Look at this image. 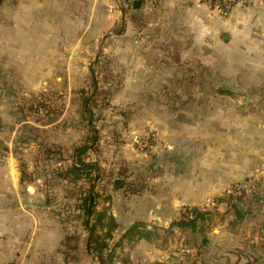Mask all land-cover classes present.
I'll return each instance as SVG.
<instances>
[{
	"label": "crops",
	"instance_id": "crops-1",
	"mask_svg": "<svg viewBox=\"0 0 264 264\" xmlns=\"http://www.w3.org/2000/svg\"><path fill=\"white\" fill-rule=\"evenodd\" d=\"M121 1L0 0V109L10 106L16 87L36 92L48 78L45 71L65 70L63 78L53 79L81 83L82 75L71 74L83 70L102 45L122 76L111 102L131 105L122 133L124 155L130 159L135 150L137 168L150 164L129 146L149 136L147 131L170 152L150 165L149 190L126 196L124 189L107 186L103 206L120 234L117 264H264V112L246 109L245 115L217 105L219 86L234 81L246 87V106L264 102V0L225 14L205 0H139L130 15ZM184 60L200 71L194 82L201 93L197 84L194 97L210 105L172 116L166 94L183 82L171 71ZM204 71L214 79H201ZM19 114L9 108L3 114L7 124L0 126V264H39L58 248L62 233L58 222L44 217L34 188L29 194L22 188L27 182H20L18 158L23 154L26 160L32 150L21 137L26 129L12 124L15 118L21 123ZM245 180L250 193L246 201H235L242 208L238 215L216 198ZM193 207L199 214L195 231L171 227ZM134 224L137 230L119 242Z\"/></svg>",
	"mask_w": 264,
	"mask_h": 264
},
{
	"label": "rangeland",
	"instance_id": "rangeland-1",
	"mask_svg": "<svg viewBox=\"0 0 264 264\" xmlns=\"http://www.w3.org/2000/svg\"><path fill=\"white\" fill-rule=\"evenodd\" d=\"M142 1L151 3V0ZM127 4L128 8L126 11L130 15L132 8L131 0ZM127 18L133 22L137 20L133 16ZM105 45L106 48L112 47V44L109 42ZM171 53L168 56L174 62L181 63L178 58L176 59L175 54ZM182 62L183 64H178V68L171 72L173 77H177L178 82L186 81V83L179 82L177 85L169 87V91L166 94L168 96V113L171 114L169 112L170 107L172 116L175 114L182 115V112L179 111L183 110H205L210 105L209 102H205L202 98L198 99L194 97L196 93L195 87L198 84L194 82V79L197 77L196 73L200 71L197 70L195 72L196 69L190 68L194 67V65L190 67L184 66L189 60ZM113 63H115L114 57L109 52L104 53L102 45H100L98 53L92 54L87 62L84 63V69L77 68L71 74L76 75L75 77L78 75L79 78L82 75L83 81L81 83L71 86L67 84V81L58 83L53 77L63 78L65 70H60L58 74L55 73L53 75H50V71H45V75L48 78L43 79L44 83L36 88L38 89L36 92H32L29 86L21 87V89H17V87L14 89L11 86V89H14L13 91L15 92L14 95H10L11 97L13 96V100L9 103L11 107L0 109V126L5 123L3 121V114L7 113L9 108L20 113L19 119L21 123H19L18 118H15L12 119V124L16 126L21 124L26 129L21 134V137L25 138L24 142L28 145L27 148L31 147L32 150L26 160L23 158V154L18 158V172L20 174V167L24 169V180L27 182L22 185V188L27 194H29L30 189L34 188L35 192L41 196L44 217L53 218L61 228L62 240L58 248L43 261H40L39 264H99V260L90 253L89 247L87 249L88 234L84 230L82 223L80 199L90 184L88 180L84 179L77 183H70L59 179L57 176L58 171L66 169L73 163L71 155L76 147L83 144L90 145L91 147L94 146L86 154L85 160L96 162L101 169L100 180L94 183L95 191L99 193V197L96 199L95 211L107 209L104 208L103 204L106 201L104 200V195L109 184H114L113 182L117 180V182L124 185L135 179L139 174L151 177L154 171H152L150 165L162 163V159L168 158V153H170L163 145L164 143L152 135L155 132L151 133L147 131L149 136L143 140L150 142L152 147H160L156 152H152L151 149L140 151L132 140H130L129 146L130 148L131 146H135V149L138 151L137 154L139 152L146 154L145 159L150 164L143 169H139L136 167V164H133L137 163L136 158H133L135 150L130 151L132 154L130 159L124 155L122 147L125 141L123 140L122 133L126 130L125 126L129 122L125 115L130 111L127 108L131 105L120 106L111 102L113 96L121 89L122 79L119 72L113 71ZM205 72L202 74L201 79H214L212 72ZM92 77L96 79L99 87L103 85L104 87H108L106 83H103L104 79H107L111 85V94L104 98V103L97 104L100 107L93 108V129L96 140L91 143L93 134L87 127L82 113L81 100L91 93L90 79ZM215 77L221 78L219 76ZM236 84L237 82L234 81L228 87L219 86L218 108H233L236 111H245V115L246 109H252L254 112H264V102L260 106H246V87ZM200 86L201 84L198 88L199 93H201ZM18 91L20 94H18ZM176 119L178 120V115ZM235 120L239 121L241 118L236 117ZM158 141L161 142V146L158 145ZM118 162H125L129 165L127 178H116ZM180 168L183 169V167ZM246 183V180L233 183L230 189L234 185L246 188ZM26 184H29V186H26ZM102 186L105 187L104 190L101 189ZM119 186L121 189L122 185ZM224 197L225 194L216 198V200ZM241 198L246 201V195ZM119 236V233L114 232L112 240L107 241L108 251H111L113 256L111 264H117L120 259L121 246L115 244ZM75 239H78L77 243ZM106 253L105 251L103 255H106Z\"/></svg>",
	"mask_w": 264,
	"mask_h": 264
},
{
	"label": "trees",
	"instance_id": "trees-1",
	"mask_svg": "<svg viewBox=\"0 0 264 264\" xmlns=\"http://www.w3.org/2000/svg\"><path fill=\"white\" fill-rule=\"evenodd\" d=\"M122 31L118 30L116 34H120ZM108 87L98 86L97 81L94 77L90 79V88L91 93L86 95L81 100V109L82 113L85 117V121L87 127L93 134L91 138V143L96 140V136L94 135L93 129V108L100 107L99 104L104 103V98L108 95L110 96L111 85L108 83L107 79H104V82ZM107 105V104H105ZM94 148L90 145L83 144L79 147H76L71 155L72 164L57 172V176L59 179L70 182L77 183L78 181L84 179L88 180L89 186L88 189L81 197V212H82V223L84 230L87 232V241L88 247L90 249V253L95 256L96 259L99 260V264H111L113 260V256L111 251H108L107 241L112 240L113 232L117 228V224L114 218L111 215L107 214V210L104 209L102 211H95L96 208V199L99 197V193L95 191V185L97 181L100 180V171L101 169L97 165L96 162H90L85 160V156L88 151ZM117 174L116 178L123 177L127 178L129 165L125 162L117 163ZM111 176V175H110ZM111 178V177H110ZM109 178V179H110ZM149 177H145L144 175H137L135 179L126 183L120 184L115 180L114 188L120 189L119 185H122V189H124V194L126 196L131 195H139L144 191L150 189L149 185ZM25 171L20 167V181L25 182ZM113 179V176H112ZM111 179V180H112ZM110 182V181H109ZM104 186L101 187L104 190ZM104 200H108L105 197ZM220 202H226L232 206L237 212L238 215H243L241 211L234 204L235 201H242L241 197L233 198L230 194H225V197L219 199ZM186 215H182L180 219L174 221L171 224L172 228L179 229H190L195 231L197 228V221L199 219V214L197 211H190L186 209ZM190 216V218L188 217ZM139 225L134 224L131 228H129L119 239V242L124 238L130 237L135 230H137ZM69 241V240H68ZM75 242H78V239H75ZM107 252L106 255H103L104 252ZM108 262V263H107Z\"/></svg>",
	"mask_w": 264,
	"mask_h": 264
},
{
	"label": "built area",
	"instance_id": "built-area-1",
	"mask_svg": "<svg viewBox=\"0 0 264 264\" xmlns=\"http://www.w3.org/2000/svg\"><path fill=\"white\" fill-rule=\"evenodd\" d=\"M208 2L210 8L216 11L219 14H225L231 11L235 7H243L246 6L248 3L254 0H205ZM157 0H151V4L156 3ZM136 146L138 150L144 151L152 148V144L146 140L137 141ZM250 188L246 186L241 187L239 185H234L229 191L227 192L233 197H242L248 195L250 193Z\"/></svg>",
	"mask_w": 264,
	"mask_h": 264
},
{
	"label": "water",
	"instance_id": "water-1",
	"mask_svg": "<svg viewBox=\"0 0 264 264\" xmlns=\"http://www.w3.org/2000/svg\"><path fill=\"white\" fill-rule=\"evenodd\" d=\"M125 2H128L129 0H124ZM132 9L133 10H137L138 8H139V5H140V1L139 0H134V1H132ZM235 205L241 210L242 208H241V204H240V202H235ZM196 210V208L195 207H193L192 208V211H195ZM202 216V215H201ZM87 249H88V244H87Z\"/></svg>",
	"mask_w": 264,
	"mask_h": 264
}]
</instances>
